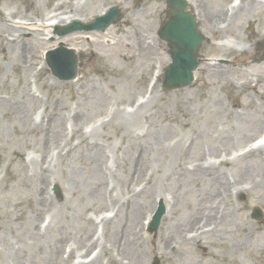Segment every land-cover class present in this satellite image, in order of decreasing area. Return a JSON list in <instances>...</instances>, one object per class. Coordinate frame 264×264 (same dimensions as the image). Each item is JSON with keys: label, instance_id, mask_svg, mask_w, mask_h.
<instances>
[{"label": "rangeland", "instance_id": "1", "mask_svg": "<svg viewBox=\"0 0 264 264\" xmlns=\"http://www.w3.org/2000/svg\"><path fill=\"white\" fill-rule=\"evenodd\" d=\"M233 1L188 0L210 41L193 82L163 91L166 0H0V264H71L92 251L93 264H264V149L248 151L264 131V1L229 12ZM61 2L82 22L110 6L123 17L73 42L51 37L56 25L11 26ZM59 44L77 52L73 80L44 60ZM122 115H137L128 130Z\"/></svg>", "mask_w": 264, "mask_h": 264}, {"label": "water", "instance_id": "2", "mask_svg": "<svg viewBox=\"0 0 264 264\" xmlns=\"http://www.w3.org/2000/svg\"><path fill=\"white\" fill-rule=\"evenodd\" d=\"M167 6L169 7L170 16L167 21L161 24L160 36L168 42L172 63L167 67L164 74V90L181 87L192 79L191 71L197 65L198 49L203 42V37L197 28L195 18L190 12L184 10L186 2L184 0H167ZM118 17L117 10L113 8L102 18L103 21H100V23L107 25L115 22ZM79 27L74 25L70 30H76ZM59 33L62 34L61 32ZM58 53L63 55L67 51L57 49L54 52H50L47 56L48 65L60 78L73 79L76 76L74 56L69 55L65 60L62 57L58 58ZM162 213L163 209L161 208L154 218L151 231L156 229ZM252 217L259 218L260 212L256 209Z\"/></svg>", "mask_w": 264, "mask_h": 264}, {"label": "bare ground", "instance_id": "3", "mask_svg": "<svg viewBox=\"0 0 264 264\" xmlns=\"http://www.w3.org/2000/svg\"><path fill=\"white\" fill-rule=\"evenodd\" d=\"M26 1H31V0H26ZM240 1V3L241 2H243L244 1V4H241V8L242 7H246V9H249L250 8V5H255L256 3L255 2H253L252 0H239ZM255 1V0H254ZM256 1H259V2H261V0H256ZM62 2L61 3H58L56 6H55V8L52 10V12H54L55 14H51L50 15V18H56V24H61V23H65V22H67L66 20H68L70 17L69 16H67V15H65V11L63 10L64 8H62ZM243 5V6H242ZM241 8H239L238 9V11H240L241 10ZM237 11V12H238ZM217 12H218V14H219V10H217ZM9 16L10 17H13L14 16V14L12 13V12H9ZM218 16V15H217ZM21 18H23V17H19V19H21ZM0 20L2 21V23H3V21L4 20H6V17H1L0 18ZM10 20H12V19H10ZM27 20H29V21H31V23L30 24H27V23H23L21 20H19V21H16L19 25H16V24H11V26H13V27H15V28H17V29H20V30H22L23 29V24H25V25H29L31 28H27V30L28 29H30V30H33V31H35L36 32V34H38V35H40V33H45V31H44V24H43V22H41L40 24H38L37 22H38V20H32V19H30V18H28ZM224 21V18H222V22ZM219 22V21H218ZM218 22H214L215 24H217ZM5 23H3L2 25H3V28H2V30H6V28H5V25H4ZM39 25H41L40 26V28H35L34 26H38L39 27ZM53 25H54V23H48V24H46V27H53ZM47 35L48 34H50V31H48L47 33H46ZM28 36H30V34L29 33H26L25 32V34H24V36L23 37H28ZM65 40L64 41H70V42H73V41H75V39H73L72 37H71V35H69V36H67V37H65L64 38ZM68 39H70V40H68ZM264 40V39H263ZM93 43H95V42H93ZM263 48H264V43H263ZM18 51L20 52V48L18 47ZM0 52L2 53L3 51H2V49H0ZM94 57L95 58H97V59H99V60H106V58L104 57V56H102L101 54H99L97 51L94 53ZM244 60H246V58L245 57H243V58H241L240 59V61L239 62H241V61H244ZM31 102H33V100H31L30 101V103ZM26 107V106H25ZM25 107H23V108H21L18 112H21V113H23V111L22 110H24L25 109ZM137 113V112H136ZM72 115H73V113H72ZM71 115V116H72ZM23 117H25L26 118V113L24 112L23 113V115H22ZM77 116V114H74L73 116H72V119L74 118V117H76ZM135 116H137V115H134V116H124V115H122V125H124L125 126V129L126 130H128L129 129V127L133 124V123H135L136 122V120H135ZM114 117V116H113ZM116 117V116H115ZM112 120V119H111ZM262 130V129H261ZM260 130V131H261ZM259 131V132H260ZM256 143H258V142H256ZM46 148H48V146L46 147ZM252 150H256L257 151V156H259V157H262L261 156V151L263 150L262 148H257V149H252ZM256 151H254V152H256ZM96 154H98V153H93L92 155H96ZM249 156H251V155H249ZM22 157L24 158V156L22 155ZM100 157V156H99ZM101 158V157H100ZM243 158V157H242ZM253 158V157H252ZM253 163H255V165L256 166H258V165H260V164H262L263 162L262 161H260V160H258V161H256L255 159L252 161ZM226 163V162H225ZM224 163V164H225ZM43 169H45V168H43L42 166H41V168H39V171L41 172V174L42 175H45V170H43ZM138 216H139V213H138V211H135L134 212V220H138ZM224 216V215H223ZM47 232H48V230H47ZM140 236V235H139ZM149 236V234H147V237ZM195 236V235H194ZM193 236V237H194ZM141 237V236H140ZM189 238V239H194V238ZM195 240V239H194ZM194 240H192V241H194ZM100 259V258H99ZM98 259V260H99ZM58 260V256H56L55 257V261H57ZM92 261H93V257H91V256H85V257H79V256H77L76 257V259H75V261H74V263L73 264H83V263H92Z\"/></svg>", "mask_w": 264, "mask_h": 264}]
</instances>
